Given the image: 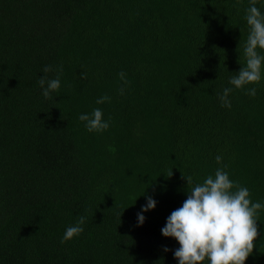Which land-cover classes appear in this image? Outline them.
<instances>
[{"label":"trees","instance_id":"16d2710c","mask_svg":"<svg viewBox=\"0 0 264 264\" xmlns=\"http://www.w3.org/2000/svg\"><path fill=\"white\" fill-rule=\"evenodd\" d=\"M248 7L0 0V264H177L161 228L218 167L264 203V79L229 84L245 64ZM45 65L61 80L47 99ZM95 108L110 120L103 132L79 120ZM146 196L158 203L138 225ZM81 215L83 233L62 243ZM259 219L245 264H264Z\"/></svg>","mask_w":264,"mask_h":264},{"label":"clouds","instance_id":"9594fccd","mask_svg":"<svg viewBox=\"0 0 264 264\" xmlns=\"http://www.w3.org/2000/svg\"><path fill=\"white\" fill-rule=\"evenodd\" d=\"M258 5L264 6V0H249L246 9L244 19L249 31L243 50L245 64L237 75L229 79V84L235 88L258 84L264 79V51H261L264 50V11ZM52 70V66L45 65L44 75L38 80L46 99L61 88L59 75L48 78L47 73ZM120 75L123 77L124 74ZM120 91L123 93V89ZM231 91L232 88L225 87L220 96L226 107H231L228 99ZM246 91L255 96L257 90L252 87ZM110 99L104 95L96 103ZM79 120L84 122L89 132H103L110 127V120L104 118L100 108L80 114ZM215 160L220 164L222 156L216 155ZM186 179L188 185L192 184L190 177ZM187 193L182 205L171 212L161 228L163 236L173 237L179 243L173 252L177 264H245L257 246L254 243L259 236L257 221H261L259 216L264 211V203L253 201L250 190L231 179L224 167L216 168L214 174L207 175L202 183L187 188ZM157 203L153 196H146V203L137 213L138 225H143L146 220L144 213L155 209ZM86 220V216H79L74 224L65 229L61 242L82 234ZM169 250L164 247V251Z\"/></svg>","mask_w":264,"mask_h":264}]
</instances>
